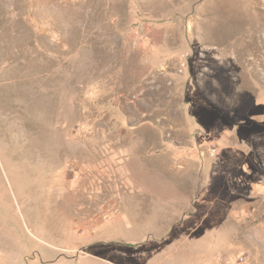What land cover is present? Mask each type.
<instances>
[{
  "label": "rangeland",
  "instance_id": "rangeland-1",
  "mask_svg": "<svg viewBox=\"0 0 264 264\" xmlns=\"http://www.w3.org/2000/svg\"><path fill=\"white\" fill-rule=\"evenodd\" d=\"M0 264H264V0H0Z\"/></svg>",
  "mask_w": 264,
  "mask_h": 264
},
{
  "label": "built area",
  "instance_id": "built-area-1",
  "mask_svg": "<svg viewBox=\"0 0 264 264\" xmlns=\"http://www.w3.org/2000/svg\"><path fill=\"white\" fill-rule=\"evenodd\" d=\"M215 151H213L212 153H214Z\"/></svg>",
  "mask_w": 264,
  "mask_h": 264
}]
</instances>
